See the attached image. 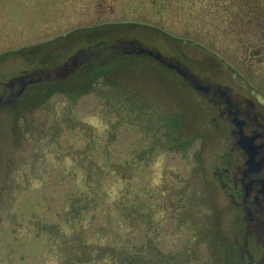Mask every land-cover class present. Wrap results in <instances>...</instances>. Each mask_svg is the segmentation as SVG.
I'll use <instances>...</instances> for the list:
<instances>
[{
	"label": "rangeland",
	"instance_id": "obj_1",
	"mask_svg": "<svg viewBox=\"0 0 264 264\" xmlns=\"http://www.w3.org/2000/svg\"><path fill=\"white\" fill-rule=\"evenodd\" d=\"M254 4L0 0V77L57 68L95 37L81 29L121 21L264 109ZM30 93L0 108V264L238 263L210 173L219 144L176 74L141 57Z\"/></svg>",
	"mask_w": 264,
	"mask_h": 264
},
{
	"label": "flooded vegetation",
	"instance_id": "obj_2",
	"mask_svg": "<svg viewBox=\"0 0 264 264\" xmlns=\"http://www.w3.org/2000/svg\"><path fill=\"white\" fill-rule=\"evenodd\" d=\"M112 25L104 23L103 30H94L95 37L87 35L92 39L88 38L87 44L79 48L75 65L68 63V80H77L84 72L93 77L112 66L141 57L176 74L202 107L206 126L219 144V151L215 153L217 162L210 173L220 191L224 220L237 249L236 264H264V109L256 100L231 86L196 74L189 62L178 54L165 53L158 45L143 41L133 32L108 27ZM142 51L145 52L140 53ZM148 51L162 52L165 63L150 56ZM36 79L28 74L18 81L20 85L33 83L29 84L27 95L37 89L41 92L36 85L42 82L47 84L44 85L46 92L57 88L54 86L57 83L52 82L54 75L37 83ZM2 85L0 95L6 97L15 95L20 86L11 89ZM2 107L4 103L0 104Z\"/></svg>",
	"mask_w": 264,
	"mask_h": 264
},
{
	"label": "water",
	"instance_id": "obj_3",
	"mask_svg": "<svg viewBox=\"0 0 264 264\" xmlns=\"http://www.w3.org/2000/svg\"><path fill=\"white\" fill-rule=\"evenodd\" d=\"M144 52L145 51H142L140 53H144ZM148 54L150 56H152V57H155L160 62L165 63V59L162 56V54L155 53L154 51H148ZM76 60H77V57L75 56V57H72L70 61L72 62L73 65H75L74 62H76ZM68 69H69L68 63H66L63 67H60L59 69H57L55 71L54 70L53 71H48V73H47L44 70H40V71H36L35 73H32V76L34 78L37 77V79L35 80V82H39L42 79V77L51 78L53 75H54L55 79H57V80L60 79L61 80L62 78H65L68 75ZM178 71H179V73H182V70L179 69ZM21 79L22 78L11 81L10 82L11 88L14 86L15 81H18V80H21ZM27 85H28V83H22L21 86L19 87V90L16 92V96H14V97L12 96L13 98L10 97L12 99L5 98L4 96H0V104L1 103H4L5 105H12V104L13 105H16L17 104V101L24 94V92H25V90L27 88Z\"/></svg>",
	"mask_w": 264,
	"mask_h": 264
},
{
	"label": "trees",
	"instance_id": "obj_4",
	"mask_svg": "<svg viewBox=\"0 0 264 264\" xmlns=\"http://www.w3.org/2000/svg\"><path fill=\"white\" fill-rule=\"evenodd\" d=\"M256 7V10H252L249 8L248 9V15L249 17H254L255 15L259 16L258 13H260V16L262 17V20L264 19V0H259V4H254ZM258 12V13H257Z\"/></svg>",
	"mask_w": 264,
	"mask_h": 264
}]
</instances>
